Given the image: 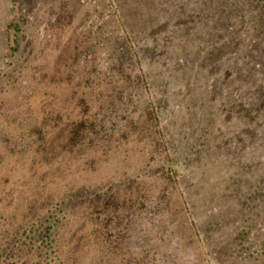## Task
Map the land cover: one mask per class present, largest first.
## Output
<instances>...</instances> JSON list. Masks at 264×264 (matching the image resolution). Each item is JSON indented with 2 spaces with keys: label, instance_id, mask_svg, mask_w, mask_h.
I'll return each instance as SVG.
<instances>
[{
  "label": "rangeland",
  "instance_id": "obj_1",
  "mask_svg": "<svg viewBox=\"0 0 264 264\" xmlns=\"http://www.w3.org/2000/svg\"><path fill=\"white\" fill-rule=\"evenodd\" d=\"M0 264H264V0H0Z\"/></svg>",
  "mask_w": 264,
  "mask_h": 264
}]
</instances>
